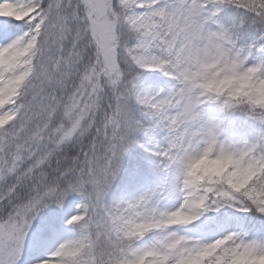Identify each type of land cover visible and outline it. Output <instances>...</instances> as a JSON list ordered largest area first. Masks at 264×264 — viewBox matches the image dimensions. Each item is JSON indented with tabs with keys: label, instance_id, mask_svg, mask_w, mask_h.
<instances>
[{
	"label": "snow or ice",
	"instance_id": "1",
	"mask_svg": "<svg viewBox=\"0 0 264 264\" xmlns=\"http://www.w3.org/2000/svg\"><path fill=\"white\" fill-rule=\"evenodd\" d=\"M225 7L224 0H0V51L28 45L39 66L40 111L49 114L50 124L55 109L63 107L66 121L55 136L31 121L12 133L0 131V264H24L43 209L63 208L72 196L80 202L66 224L80 226L81 238L56 251V264H97L98 248L109 264H142L146 256L168 264L159 248L141 255L119 243L122 231L132 237L140 226L122 227L125 221L109 196L133 145L155 157L165 173L181 162L189 141L187 133L177 136L171 128L175 114L168 102L176 89L146 86L144 74L168 78L165 61L179 58L180 48L206 24L239 41V26L224 22ZM57 91L67 104L54 103ZM168 191L164 180L130 203L163 199ZM223 195L227 206L247 210L242 201ZM257 207L264 211L259 202ZM54 236V223L41 225L27 264H53L52 253L42 249Z\"/></svg>",
	"mask_w": 264,
	"mask_h": 264
},
{
	"label": "clouds",
	"instance_id": "2",
	"mask_svg": "<svg viewBox=\"0 0 264 264\" xmlns=\"http://www.w3.org/2000/svg\"><path fill=\"white\" fill-rule=\"evenodd\" d=\"M224 2L225 10L236 9L240 13L233 23L240 28L239 41L218 34L216 26L206 24L187 48H180L179 58L165 61L171 82L168 89H176V95L168 102L169 110L175 114L171 128L177 136L187 133L189 141L181 162L171 173L160 170L169 183L168 193L163 199L130 203L153 192L155 187L113 203L116 214L125 221L122 227L140 226L132 237L122 231L119 243L124 247L130 245L141 255L148 249L159 248L161 255L168 257V264H264V237L231 230L209 240L193 237L186 231L205 216L226 209L264 217V211L257 207V202L264 207V0ZM249 30H255L256 36L251 43L244 44L242 35ZM36 59L27 44L6 53L0 51V113H4L0 115V131L12 133L31 121L33 125L42 123L55 136L61 123H66L63 107L55 109L50 124L49 114L40 111L35 100L40 87ZM45 91L52 94L48 85ZM55 96L58 99L54 103L67 104L59 99V91ZM238 117L256 128L254 136L234 130ZM224 193L233 201H242L247 210L227 206L229 201ZM170 197L179 200L178 207L171 210L162 206ZM73 229L81 233L80 226ZM150 237L151 242L145 244ZM80 238L79 234L61 242L52 252L53 264L60 247ZM112 241H116L115 234ZM254 242L261 246H246ZM95 259L97 264H109L99 248ZM142 264L161 261L146 256Z\"/></svg>",
	"mask_w": 264,
	"mask_h": 264
},
{
	"label": "rangeland",
	"instance_id": "3",
	"mask_svg": "<svg viewBox=\"0 0 264 264\" xmlns=\"http://www.w3.org/2000/svg\"><path fill=\"white\" fill-rule=\"evenodd\" d=\"M20 34L19 31L16 33V35ZM161 78L153 79V78H147L144 79V83L146 86L155 87V88H164L168 89L171 87V82L167 77H164L162 74H160ZM163 79V80H162ZM165 80V82H164ZM209 111H214V109H209ZM248 135V133H246ZM150 154V153H149ZM156 160V158L154 157ZM154 164L158 166V161H154ZM159 168V166H158ZM164 181V176L162 172L160 171V176L155 179L154 182L150 181H144L143 183L138 184V186L125 188L122 192L118 191L117 195H113L110 193L109 201L111 203H115L121 200L130 199L135 196H138L152 188L157 187L160 183ZM80 202L79 196H72L70 197V200L68 201V204L64 205L63 208H56L49 216L46 222H52L55 225V236L54 238L49 242L47 247L42 249L43 253L45 255H50L52 252L55 251V249L58 247V245L65 241L68 238L79 236V230L73 229L69 226H67L66 221L69 219L72 215L76 214L77 212V205ZM179 200L175 197H170L169 199L165 200L163 202V207L166 209H174L175 207H178ZM226 214V217L222 220H218V225L215 227L214 231L212 232H204L201 229H196L195 231H192L191 229H187L189 235L193 237L198 238H205V239H216L219 238L221 235L225 234L228 231L231 230H239L243 231L244 226L242 223V220L240 217L236 214V212L232 209H226L223 210L220 213H213V215H220V214ZM219 216L217 217V219ZM39 219V218H38ZM223 220L225 222H223ZM38 231L37 225L34 224L33 232L30 233L28 242L26 244V258L24 264H27V261L31 259V253L33 250V240L35 233ZM250 236H261L264 237V228H254L253 231L248 233ZM151 242V241H150Z\"/></svg>",
	"mask_w": 264,
	"mask_h": 264
},
{
	"label": "trees",
	"instance_id": "4",
	"mask_svg": "<svg viewBox=\"0 0 264 264\" xmlns=\"http://www.w3.org/2000/svg\"><path fill=\"white\" fill-rule=\"evenodd\" d=\"M239 15H240V13L236 9H227V13H224V17L225 18L227 17L229 20H231V25L238 19ZM255 34H256L255 30H249L246 33H244L242 35V43H246L250 39V37L255 35ZM126 35H127V33H126ZM147 73H145L144 76L147 75ZM125 164H126V166H128L129 171H130V169H132V170L139 171L141 174H143L145 176H149V177L150 176L151 177L154 176V171L149 169L147 166L143 165L137 159H134L132 157H126ZM130 174H131L130 172H129V174L125 173L123 175L124 179L127 180L126 177H128ZM123 183H124V180L121 181L118 178V180L115 182V185H117V184L122 185ZM250 216H252L256 221L264 222V218L263 217H259V216H256L254 214H250Z\"/></svg>",
	"mask_w": 264,
	"mask_h": 264
}]
</instances>
